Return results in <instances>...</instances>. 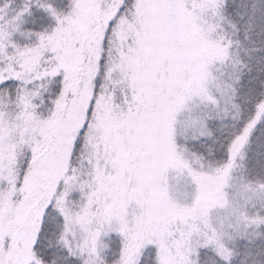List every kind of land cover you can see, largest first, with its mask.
<instances>
[{"label":"snow or ice","instance_id":"obj_1","mask_svg":"<svg viewBox=\"0 0 264 264\" xmlns=\"http://www.w3.org/2000/svg\"><path fill=\"white\" fill-rule=\"evenodd\" d=\"M0 264H264V0H0Z\"/></svg>","mask_w":264,"mask_h":264}]
</instances>
